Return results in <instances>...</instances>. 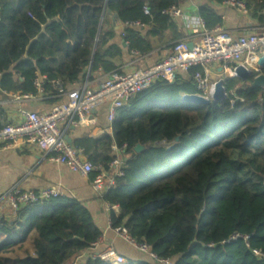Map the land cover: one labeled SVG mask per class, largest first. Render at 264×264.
Instances as JSON below:
<instances>
[{
  "label": "trees",
  "instance_id": "1",
  "mask_svg": "<svg viewBox=\"0 0 264 264\" xmlns=\"http://www.w3.org/2000/svg\"><path fill=\"white\" fill-rule=\"evenodd\" d=\"M241 1L255 32L264 31V0ZM180 2L0 0L2 80L35 94L38 75H46L44 88L50 89L53 79L77 81L89 64L91 71H112L106 58L118 48L106 46L114 37L104 28L107 10L121 23L174 30L173 19L162 11ZM199 13L220 23L207 5ZM122 38L130 50L152 49L131 27ZM258 73L264 75V68ZM223 82L224 100L196 105L181 101L183 93L197 92L189 79L157 80L119 110L109 134L76 145L104 167L115 156L113 147L126 145L124 174L101 198L119 209L110 211L111 226H124L172 264H264V86L253 87L252 77ZM137 144L146 149L136 153ZM100 236L81 202L50 198L19 209L12 220L0 218V264H70ZM83 264L111 263L89 257Z\"/></svg>",
  "mask_w": 264,
  "mask_h": 264
},
{
  "label": "built area",
  "instance_id": "2",
  "mask_svg": "<svg viewBox=\"0 0 264 264\" xmlns=\"http://www.w3.org/2000/svg\"><path fill=\"white\" fill-rule=\"evenodd\" d=\"M220 5L236 9L240 14H247L245 4L241 0H223ZM143 13L149 15L146 6ZM162 14L171 18L181 15L178 6H171L162 11ZM127 25H141L140 22L126 23ZM191 34L197 41L188 46V41L180 39L171 46L170 53L152 66L133 72H122L118 69L109 72L94 89L73 88L66 91V100L52 106L45 113L35 111H21L22 120L18 123H6L0 126V144L14 145L19 141L36 146L49 161L66 165L72 172L82 176L94 173L92 188L102 196L114 185L115 178L124 174L127 155L124 153L126 145L121 148L113 147L115 156L104 167L102 164H93L84 153V149L68 143L60 130V124L69 119L73 125L91 123L92 111L103 103L108 104L107 120L109 124L115 120L119 110L133 100L138 93L150 87L157 80L169 83L175 81L183 72L197 68L191 75L196 93L207 99H212L216 90V82H210L202 70L209 64H220L228 72L229 78L237 77L236 68L244 66L248 70L257 71V60L264 55V31L252 34L233 36L221 26L211 29L205 28L202 17L189 25ZM224 80V79H223ZM36 87L40 86L38 79L34 80ZM51 85L62 90L59 80H52ZM181 95V99L183 95ZM28 98L29 95H23ZM55 189L47 188L37 192L13 190L5 195L4 200L8 207L16 212L19 209L41 204L50 198L61 197ZM108 209L117 206H109ZM109 224L110 219H108ZM116 237L122 239L140 254L146 256L152 264H172L170 259L161 258L151 250L145 242L136 241L122 225L112 227ZM100 238L90 247L98 245ZM91 258H99L111 264H126L127 259L116 252L112 246L93 253ZM74 264H77L76 262Z\"/></svg>",
  "mask_w": 264,
  "mask_h": 264
},
{
  "label": "crops",
  "instance_id": "3",
  "mask_svg": "<svg viewBox=\"0 0 264 264\" xmlns=\"http://www.w3.org/2000/svg\"><path fill=\"white\" fill-rule=\"evenodd\" d=\"M207 5L220 20V23H213L208 16L204 19L205 28L211 29L221 26L228 30L233 36L247 34L250 30H255V22L246 14H240L236 9L224 7L220 3L210 0H181L178 7L181 15L172 18L175 29L152 28L151 25L141 23V25H127L126 23L113 22L108 16L106 30L110 28L114 32V37L109 40L106 46L114 44L118 51L106 60L114 65V70L122 72H133L146 69L156 62L162 60L171 51L172 44L180 39H185L189 43H194L197 38L191 34L189 25L200 16L199 10ZM214 17V18H215ZM121 24L122 27L118 26ZM131 27L139 31L140 36L148 41L152 49L147 52H140L138 49L130 50L128 42L122 36L125 28ZM113 53V50H111ZM91 65L85 67L77 81L64 84L60 79L62 90L55 89L50 83V89L44 88L46 75H38L40 86L36 87V93H21L13 90L7 83L3 82L0 75V126L6 123H18L22 120L21 111H35L45 113L52 106L65 102L66 91L73 88L94 89L104 79L109 72H104L98 68L91 71ZM210 82H216L229 78L228 72L223 70L220 64H209L206 70H202ZM183 79H189L192 83L191 75L183 72L179 75ZM12 80L22 81L20 77L13 75ZM194 85V84H193ZM23 95H29L24 98ZM108 104L103 103L96 107L92 113L91 123L73 125L69 119L60 124L66 141L76 146L79 141L85 138L98 139L111 132V124L107 120ZM86 156V155H85ZM87 158V156H86ZM91 175L82 176L72 172L66 165L49 161L46 154H43L36 146L23 141L14 145L0 144V218L12 220L14 212L8 207L4 200L5 195L13 190L18 191H39L52 188L61 193L63 197L73 198L81 202L91 212L95 224L101 230L100 241L94 248L89 247L82 251L70 264H83L85 259L91 254L102 251L108 246H112L117 253L123 255L127 260L149 261L146 256L140 254L122 239L116 237L109 224L110 211L119 213L118 207L108 209L101 198L92 188Z\"/></svg>",
  "mask_w": 264,
  "mask_h": 264
},
{
  "label": "water",
  "instance_id": "4",
  "mask_svg": "<svg viewBox=\"0 0 264 264\" xmlns=\"http://www.w3.org/2000/svg\"><path fill=\"white\" fill-rule=\"evenodd\" d=\"M107 15L113 20V22H119V19L115 13H113L110 9L107 10ZM118 26L122 27L119 23ZM254 33V30H250L247 32V34ZM188 46L191 47V43H188ZM257 71L260 72L262 68H264V55L261 56L257 60ZM236 76L237 78H240L242 80H247L252 77L251 85L253 87H259L264 86V75L262 73H258L254 75V71L246 69L244 66H238L236 68ZM227 97L226 90L224 87L223 80H220L216 83V90L213 94L212 99H207L202 96H199L198 94L192 93V94H185L183 95L181 101L186 103H192L196 105H206L211 102H220L224 100ZM178 138H175V141H177ZM67 142L69 143V140L67 139ZM172 146H167V149L170 150ZM146 149L145 145L137 144L134 147V151L136 153L143 152Z\"/></svg>",
  "mask_w": 264,
  "mask_h": 264
},
{
  "label": "rangeland",
  "instance_id": "5",
  "mask_svg": "<svg viewBox=\"0 0 264 264\" xmlns=\"http://www.w3.org/2000/svg\"><path fill=\"white\" fill-rule=\"evenodd\" d=\"M168 165L165 166V168L167 167Z\"/></svg>",
  "mask_w": 264,
  "mask_h": 264
}]
</instances>
